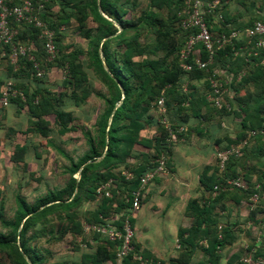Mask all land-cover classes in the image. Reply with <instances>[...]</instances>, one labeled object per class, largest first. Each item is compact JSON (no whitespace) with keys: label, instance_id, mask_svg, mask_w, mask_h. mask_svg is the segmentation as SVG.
<instances>
[{"label":"trees","instance_id":"trees-1","mask_svg":"<svg viewBox=\"0 0 264 264\" xmlns=\"http://www.w3.org/2000/svg\"><path fill=\"white\" fill-rule=\"evenodd\" d=\"M185 3L186 0H148L147 7L141 10L139 16H129L131 0H51V2H45V10L40 16L55 31V34L57 32V36L60 33L59 28L69 24L73 18L80 28L85 30V36L90 38L91 49L88 54L91 67L109 88V96H103L106 106L97 121V138L90 137L89 152L79 162L72 163L67 187L58 192L50 191L47 196L40 198L33 205L17 196L18 211L15 219L1 218V223L8 229V232H0V252H6L19 264H39L40 262L30 255L33 248L27 243V233L35 223L49 222L51 220L49 215L60 213V211L65 212L64 221L68 222L60 233L61 236L68 232L76 235L83 233L85 222L99 224L105 222L107 217L120 226L125 209L132 204L120 190L125 193L127 188L129 189V186L136 181L138 184L132 187H137L140 177L158 165L157 159L161 153L167 155L166 163L170 167L174 144L167 139L168 132L162 123V114L156 117L151 115L154 111H159L158 98L162 93L164 94L166 112L188 115L192 110L196 114L197 105L189 83L201 80L208 88V73L213 71L217 62L238 64L241 61L248 68L245 75L238 80L236 76L241 68L228 69L229 72L235 73L229 87L235 90L238 108L228 110L226 107L214 106L215 110L220 115L231 111L235 112L236 116H240L241 137L247 136L253 129L264 128V64L260 63L261 57H252V62L244 61L243 56L235 57L232 47L240 45L235 41L233 46L228 44L218 52L214 65L209 67V71L197 66L191 70L184 69L180 51L186 39L197 32L195 28L185 30L180 25L182 15L179 12H182ZM218 3L220 7L221 0H218ZM55 5H59V9L52 13L50 10ZM164 11L167 14H164ZM90 18L99 24L95 34L92 33L93 28L88 27ZM258 19L264 21V18ZM252 22L248 21L241 27L249 26ZM226 26L224 23L220 28L214 23V30L222 31L228 28ZM41 32L42 28L34 25L20 27L18 38L35 42L34 57L46 72L43 77L38 78L34 73L33 62L27 57L20 59L19 68H15V64L9 59L11 75L30 77L28 82L15 83V87L25 95V99L21 95L11 97L9 104L15 103L18 108L25 109L28 114V126L22 132H34L45 137L49 136L52 131L51 122L47 118L51 114L55 116V121L59 125V133H67L76 128V117L73 112L61 108L62 99L69 95L75 103H79L91 95V90L88 84V74L79 59L80 51L64 45L55 35L59 55L52 59L44 48L45 42L44 47L39 45ZM146 33H152L154 39L147 42L144 47H138V40ZM113 44L119 48H114ZM5 47L9 50L7 45ZM197 47L200 49L201 57L207 58L204 46L198 44ZM159 50L162 51L161 55H158ZM148 54H154L157 57L148 58L146 56ZM137 55H141L142 58L135 59ZM193 57L192 55L187 61L193 62ZM53 67H67V75L62 88L63 86L70 88V93L63 90L56 93L45 84L47 72ZM6 81L0 86V94ZM251 84L253 89L249 88ZM5 107L7 106L0 108ZM167 118L169 119V116ZM150 123L157 125V135L151 136L146 133V126ZM255 137L264 143L262 134ZM138 144L146 149L153 148L154 154L150 155L147 152L149 150L138 151L136 149ZM26 150V144L17 143L11 160L24 161ZM247 151L246 148L241 156L230 158L224 170L216 168L213 179L206 183L209 192L214 190L215 185L221 184L224 178L238 176L236 169L244 165ZM100 156L102 157L97 159ZM132 157L135 161L129 160ZM124 170L133 172V178L127 179L122 174ZM77 172H79V178L74 176ZM243 177L248 181V186L240 191L234 189L229 191L232 192L231 197L234 201L241 198L250 199L255 192L264 196V171L259 175V189H255L250 182L252 177L250 170L244 172ZM110 179H114V185L109 188L112 195L107 196L105 191H98V188ZM201 182L205 184L202 178ZM132 187L129 191L133 189ZM64 192L67 193L66 197L63 195ZM223 194L221 193L214 199L209 196L205 197L206 200L203 203L199 202V198L192 200L190 212L195 219L191 227L180 231L181 247L184 251L177 259L178 263L188 264L200 239L211 232L209 246L205 249L206 258L201 264H220L218 250L231 242L235 234L228 225L221 230L222 237H220L219 230L217 232L210 225L207 229L202 228V223L207 219L209 211L211 212L214 208L215 201L220 200ZM235 195L239 198H235ZM85 199L97 201L95 209L92 212L88 211L87 214L77 210ZM257 210L264 211V199L251 211L250 219L254 220ZM249 218L245 220L249 221ZM186 232L188 235L185 237ZM91 233L93 243L87 242V249L81 252L80 259L74 261L73 264L114 263L116 250L112 247L114 243L99 232L91 230ZM250 248H255L252 254L256 262L258 257L264 259V239L259 245L253 242ZM133 258V252H131L124 258L122 264L138 263ZM71 263V261H63L56 264ZM239 263L243 264L240 261Z\"/></svg>","mask_w":264,"mask_h":264},{"label":"crops","instance_id":"crops-1","mask_svg":"<svg viewBox=\"0 0 264 264\" xmlns=\"http://www.w3.org/2000/svg\"><path fill=\"white\" fill-rule=\"evenodd\" d=\"M218 11L223 14L224 20L217 21L214 19L216 21L215 26L221 28L225 23L228 28L241 27L248 21L264 18V0H221ZM238 64H240V67H238ZM238 64L220 61L217 62L215 68L217 67L227 73H229L228 69L232 67L237 69L248 68L241 61ZM9 68L8 53L0 51V86L8 79H13L16 84L30 80V77L11 75ZM221 76L225 78V74ZM233 79L225 82L227 89L225 100L231 104L232 109H236L238 105L235 90L229 87ZM191 82L189 84L193 89V97L197 105L196 114L192 110L188 115L175 114L170 111L166 114L174 124H183L187 127L185 140L175 143L173 146L168 173L156 176L154 180L145 186L139 208L132 210L129 206L125 209V212L123 211L125 216L131 218L134 227L133 244L135 250L133 259L135 262L137 260L135 253H138L145 259H156L162 264H183L177 262L184 251L181 247L180 231L191 227L194 222L195 216L190 212L192 200L199 198V202L203 203L206 200L205 197L209 196L214 199L221 193L224 194L220 200L215 201L214 208L211 209V212L209 211L207 219L202 223V228L207 229L210 225L217 232L219 230L220 237H222L221 230L228 225L235 234V239L233 238L231 242L219 248L220 264H240L239 261L242 262L244 255L255 251V248H250V245L253 242L256 245L261 243L260 238H255L244 245L247 249L240 248L239 243L244 240V234L240 233V227L244 226L245 219L250 217L254 208L244 207L243 204L247 203L248 199L241 198L234 201L231 197L232 192L229 191L233 189L240 191L248 186V181L243 177V173L248 172V170L251 171L252 175L251 184L254 185L255 189L260 188L258 180L260 173L264 171V143L249 133L247 136L241 137L242 124L240 116H236V113L231 111L220 115L207 99L206 84L201 80ZM249 88L253 89V85L251 84ZM238 111L239 109H237V113H239ZM26 113L25 109L18 108L15 103L0 108V142L3 141L2 136L9 135L12 130L15 133L19 127L24 126L25 129L27 128L28 115ZM160 114L159 111H154L151 115L156 117ZM146 127V133L149 131L151 136L158 134L155 123H150ZM231 146H241L242 153L243 150L248 149L245 154L246 161L244 165L236 169L238 175L243 177L245 187L222 188L216 192L214 190L209 192L206 183L213 179L216 168L219 169L217 152ZM136 149L138 151L149 150L147 152L150 155L154 154L153 148L146 149L139 144L136 145ZM252 159H255V161H251ZM129 160L135 161V158L132 157ZM229 160L230 158L227 162ZM201 178L205 184L201 182ZM137 184L138 181L133 185L136 186ZM133 185H130L129 189ZM129 189L127 188L125 193L122 190L120 191L125 196ZM235 198L238 199L239 197L235 195ZM260 212L264 213V211L257 210L256 215ZM210 234L200 239L199 245L192 253L188 264H201L205 260V249L209 246ZM187 235L186 232L185 237ZM263 239L264 235L262 241ZM116 245L114 243L112 246L114 250ZM243 251L246 253L243 254ZM136 264L140 263L136 262Z\"/></svg>","mask_w":264,"mask_h":264},{"label":"rangeland","instance_id":"rangeland-1","mask_svg":"<svg viewBox=\"0 0 264 264\" xmlns=\"http://www.w3.org/2000/svg\"><path fill=\"white\" fill-rule=\"evenodd\" d=\"M47 1L51 2V0ZM131 5L129 16H139L141 10L147 7L148 0H131ZM58 9L59 5H55L50 11L53 13ZM164 14H167V12L164 11ZM97 26L99 24L90 18L88 27L93 28V34L96 33ZM59 30L60 33L57 36L56 32V37L64 45L81 53L79 59L88 74L91 95L79 103H75L69 95L62 99L61 108L72 111L76 117L77 126L70 132L59 133V125L55 121V116L51 114L47 116L51 122L52 129L49 136L44 137L34 132L24 133L22 132L25 131L24 126L19 127L15 133L11 132L9 135L2 136L3 141L0 142V232L3 233H7L8 229L2 225L1 218L8 220L15 219L18 211L17 196L24 198L29 204L33 205L40 198L47 196L50 191L58 192L67 187L70 178L69 169L72 163L79 162L89 152L90 137L97 138V121L106 106L103 96H109V88L94 71L93 67H91L88 54L91 49L90 38L85 36V30L80 28L74 18L69 24L60 27ZM153 39L154 35L152 33L143 34L138 40L137 45L138 47H144L147 42ZM21 40L23 42L27 41ZM43 40L44 38L40 36L38 40L40 47H44L45 41ZM24 44L30 46L31 53L33 54L36 46L35 42L33 43V41L29 40V42H24ZM113 45L114 48H119V46ZM161 54L162 51L159 50L158 55ZM146 56L148 58L157 57L154 54ZM141 58V55L135 57V59ZM66 75L67 67H53L47 72L45 84L56 93L59 90L70 93V88L68 89L64 86L62 88ZM26 115L28 114L26 113ZM147 134L151 135L149 131ZM17 143L27 145L25 160L22 162L11 160V155ZM251 161H255V159ZM74 176L79 178V172ZM63 195L66 197L67 193L64 192ZM263 199L264 196L258 194V197H256L253 195L243 205L245 208H255ZM170 200L172 201L173 199L171 198ZM96 206V200L87 201L85 199L77 210L80 213L84 211L87 214L88 211L92 212ZM263 214L260 212L255 216L254 220L245 221L244 226L240 227V233L244 234V240H241L239 243L240 248L247 249L244 245L250 243L255 238H260L262 241L264 235ZM49 217L51 219L49 222L35 223L29 229L27 243L33 248L30 251V255L39 261V264H56L63 261H71V264H73L74 261L80 259L81 252L87 249V242L93 243L91 230L85 227L83 233L76 235L68 232L64 236H61L60 233L68 223L67 220L64 221L65 212L60 211V213L50 214ZM84 224L89 223L85 222ZM0 264L19 263H16L6 252H0Z\"/></svg>","mask_w":264,"mask_h":264},{"label":"built area","instance_id":"built-area-1","mask_svg":"<svg viewBox=\"0 0 264 264\" xmlns=\"http://www.w3.org/2000/svg\"><path fill=\"white\" fill-rule=\"evenodd\" d=\"M45 2L47 0H0V48L1 51L8 53L10 61L15 64V68L20 67V59L27 57L33 62L35 76L41 78L45 74V70L41 67L31 53L30 48L18 38L20 27L22 25H34L42 28L41 36L45 39V50L50 58L55 59L59 55V50L55 44V31L51 29L41 18L40 14L45 10ZM218 0H186L185 7L180 19V25L183 29H197L196 33L189 36L180 51V59L183 61V67L191 70L194 66L204 68L209 71V67L214 65L215 57L218 52L225 48L228 44L240 43L239 47H232L234 56H243L244 61L252 62V57H261L260 63L264 64V21L255 19L251 25L245 27L224 28L222 31L214 30V19L217 21L224 20V16L218 11ZM198 44H202L207 52V58L203 59L200 54ZM8 46L6 49L5 46ZM193 62H188L191 56ZM247 67L241 68L237 73V79H241L246 73ZM225 74V78L221 75ZM235 77V73L221 71L215 66L213 71L208 73L207 81V99L211 105L228 110L232 109L230 103L225 100L227 89L225 82L231 81ZM21 95L25 99V95L15 87L13 79H8L2 88L0 94V107L8 106L11 97ZM159 112L162 114V123L168 132V141L175 144L185 140L187 127L183 124H174L166 114L165 96L158 98ZM263 135L264 128L260 130H251L250 135ZM242 153L241 146H231L217 152L219 169H225L226 162L231 157H237ZM167 155L161 153L158 157V165L144 173L139 179V185L128 191L125 195L127 200L131 201L130 208L135 210L141 206L143 190L145 186L155 179L156 176L168 173L166 163ZM122 174L127 179L133 178L131 171L124 170ZM114 185V179H110L107 183L98 188V191H105L107 196H111L110 187ZM223 188H244V180L241 176L226 177L214 187V191ZM258 197V193H254ZM86 228L99 232L101 235L116 243L115 262L108 264H122L124 258L131 252H134L133 238L135 235L134 227L129 216L123 214L122 224L116 225L109 217L105 218V222L99 224H86ZM135 257L140 264H160L156 259H145L141 254L135 253ZM243 264H264V259L258 257L256 262L252 253H247L242 258Z\"/></svg>","mask_w":264,"mask_h":264}]
</instances>
